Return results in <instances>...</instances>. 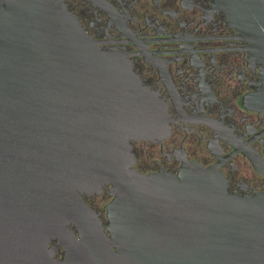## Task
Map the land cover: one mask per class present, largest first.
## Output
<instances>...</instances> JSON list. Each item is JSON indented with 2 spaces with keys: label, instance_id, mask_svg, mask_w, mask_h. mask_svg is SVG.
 Returning a JSON list of instances; mask_svg holds the SVG:
<instances>
[{
  "label": "water",
  "instance_id": "water-1",
  "mask_svg": "<svg viewBox=\"0 0 264 264\" xmlns=\"http://www.w3.org/2000/svg\"><path fill=\"white\" fill-rule=\"evenodd\" d=\"M2 2L0 264H264V195L198 163L140 173L132 142L169 128L159 96L64 0ZM216 2L264 55V0ZM105 186L107 232L83 198Z\"/></svg>",
  "mask_w": 264,
  "mask_h": 264
},
{
  "label": "flooded vegetation",
  "instance_id": "flooded-vegetation-1",
  "mask_svg": "<svg viewBox=\"0 0 264 264\" xmlns=\"http://www.w3.org/2000/svg\"><path fill=\"white\" fill-rule=\"evenodd\" d=\"M102 51L118 52L165 105L167 135L132 142L143 174L214 167L238 195L263 194L264 55L216 0H64ZM0 6L6 4L0 0ZM110 186L83 198L108 225ZM107 232V231H106ZM58 247L56 254L62 258Z\"/></svg>",
  "mask_w": 264,
  "mask_h": 264
}]
</instances>
